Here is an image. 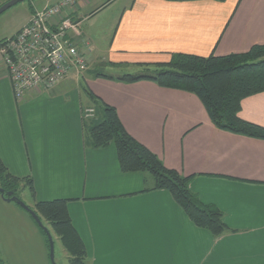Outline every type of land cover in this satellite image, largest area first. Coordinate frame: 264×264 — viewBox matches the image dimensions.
I'll use <instances>...</instances> for the list:
<instances>
[{
  "label": "crops",
  "instance_id": "crops-1",
  "mask_svg": "<svg viewBox=\"0 0 264 264\" xmlns=\"http://www.w3.org/2000/svg\"><path fill=\"white\" fill-rule=\"evenodd\" d=\"M114 1L78 0L73 16L88 26ZM117 8L100 20L110 18L105 47L86 30L77 36L89 65L163 62L174 52L224 55L264 44V0H129ZM89 71L17 100L0 54V158L12 174L33 179L36 200H67L88 264H264V138L218 128L192 92ZM82 78L166 166L192 175L190 188L224 212L231 230L214 236L197 226L169 190L151 189L149 173L123 172L114 144L86 142L83 110L94 105ZM239 115L264 126V91L245 97ZM22 191L33 205L32 192ZM13 202L0 195L3 258L51 264L40 226Z\"/></svg>",
  "mask_w": 264,
  "mask_h": 264
},
{
  "label": "trees",
  "instance_id": "trees-1",
  "mask_svg": "<svg viewBox=\"0 0 264 264\" xmlns=\"http://www.w3.org/2000/svg\"><path fill=\"white\" fill-rule=\"evenodd\" d=\"M109 64L118 66L124 63ZM136 65L140 69L135 72H89L95 77L125 83L150 80L162 87L192 92L202 101L211 121L218 128L264 138V126L245 120L239 115L245 97L264 91V44H255L246 51L224 55L212 53L203 56L174 52L169 61ZM82 89L93 101H98L103 109L100 117H96L95 105L93 117H85L83 111L86 142L91 147L104 148L114 144L123 172L149 173L154 181L151 189L169 190L189 218L197 226L209 229L214 236L231 230L224 220V212L214 203L203 202L190 188L192 175H184L179 170L166 166L156 153L129 133L115 105L96 94L88 83L82 84ZM0 187L13 191L19 197V191L28 188L34 196V204L28 205L47 224L51 232L58 236L69 255V264H88L85 242L73 224L66 199L36 200L33 179L12 174L1 158ZM41 231L49 244L46 232L42 228ZM0 264H9L2 256L1 247Z\"/></svg>",
  "mask_w": 264,
  "mask_h": 264
},
{
  "label": "built area",
  "instance_id": "built-area-1",
  "mask_svg": "<svg viewBox=\"0 0 264 264\" xmlns=\"http://www.w3.org/2000/svg\"><path fill=\"white\" fill-rule=\"evenodd\" d=\"M77 1L34 5L29 21L0 42L1 62L17 100L30 92H50L70 75L88 68L77 41L81 33L80 20L73 16ZM83 111L87 118L95 115L93 106Z\"/></svg>",
  "mask_w": 264,
  "mask_h": 264
},
{
  "label": "rangeland",
  "instance_id": "rangeland-1",
  "mask_svg": "<svg viewBox=\"0 0 264 264\" xmlns=\"http://www.w3.org/2000/svg\"><path fill=\"white\" fill-rule=\"evenodd\" d=\"M5 1L6 0H1L0 3H3ZM56 1L57 0H23V1H20L19 3L15 4V5H13L12 7H10L8 10H6L5 12H3L0 15V35L8 37L10 35H13L20 27L24 26L29 21V18L31 15L30 10H31V7L33 4H36V6L41 7L45 4L55 3ZM96 1L99 2V1H106V0H93V2H96ZM128 1L129 0H115L113 5H112V6H114L113 8L110 9V7H107L101 13L96 14L91 21H88V23H89L88 26H86L87 24L84 26L79 25L80 30H82V29L86 30L89 33H91V35H93V36L95 34L97 36V38H99L101 40L102 47H105V45H107L106 40H109V38H110V34H109L110 29H111L110 28V22H109L110 18L105 19V20H103V22H101L100 21L101 17L104 14H107V12H111V15H112L113 13H115L118 10L117 7H120L121 5H123V3H128ZM89 56H90V54H89ZM123 67H138V66L131 65V64H127V65L121 64L118 66H110L109 62L106 63V62L100 60L97 63H95L94 65L88 64L89 69L87 68L86 70L87 71H89V70L95 71L96 70V72L117 74V73H123V72H128V71L134 72V71L140 69V68L128 69V68H123ZM87 74L90 77L95 78V76L93 74H91V72H87ZM81 83L84 85L86 83L85 80H83V78L81 79ZM90 104H93L96 106V108H97V116L96 117H100L101 112L103 111L100 103L98 101L92 100V101H90ZM19 195L21 196V198L26 203H30L29 198L24 195L23 191H19ZM14 204H16V203H14ZM46 226H47V224H46ZM53 238L55 241V261H56V263L57 264H69V255L65 251V249H64L62 243L60 242L58 236L53 234ZM49 257H50V247H49ZM51 264H52V262H51Z\"/></svg>",
  "mask_w": 264,
  "mask_h": 264
},
{
  "label": "water",
  "instance_id": "water-1",
  "mask_svg": "<svg viewBox=\"0 0 264 264\" xmlns=\"http://www.w3.org/2000/svg\"><path fill=\"white\" fill-rule=\"evenodd\" d=\"M23 0H7L3 4L0 5V15L8 10L13 5L19 3ZM0 193L3 198L8 201H14L18 205H20L23 209H25L36 221V223L46 232L49 240L50 246V260L52 264H57L55 261V241L53 238V234L48 226H46L40 216L19 196L13 194V191H6V189L0 187ZM7 194V195H5Z\"/></svg>",
  "mask_w": 264,
  "mask_h": 264
}]
</instances>
